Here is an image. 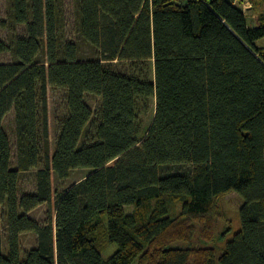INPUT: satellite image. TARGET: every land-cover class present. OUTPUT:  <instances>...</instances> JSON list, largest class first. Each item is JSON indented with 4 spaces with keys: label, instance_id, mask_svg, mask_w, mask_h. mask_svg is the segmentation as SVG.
I'll use <instances>...</instances> for the list:
<instances>
[{
    "label": "trees",
    "instance_id": "16d2710c",
    "mask_svg": "<svg viewBox=\"0 0 264 264\" xmlns=\"http://www.w3.org/2000/svg\"><path fill=\"white\" fill-rule=\"evenodd\" d=\"M10 1L26 35L0 39L14 55L0 64V264H264V13L250 27L233 0H75L68 40L63 0ZM50 88L66 94L54 149ZM84 169L44 223L30 216L51 205L53 174ZM34 170L37 192L21 196ZM231 193L242 229L220 251L170 248L211 228Z\"/></svg>",
    "mask_w": 264,
    "mask_h": 264
},
{
    "label": "rangeland",
    "instance_id": "374dc122",
    "mask_svg": "<svg viewBox=\"0 0 264 264\" xmlns=\"http://www.w3.org/2000/svg\"><path fill=\"white\" fill-rule=\"evenodd\" d=\"M238 6L245 11L250 27L255 26V19L258 14L264 13V0H239ZM63 22L65 33L68 40H76V17H75V0H63ZM26 28L23 25L16 26L11 20V1L0 0V39L11 44L16 36H25ZM81 45V58L94 57V50L86 45ZM264 47V39L258 43ZM14 60L12 51L0 54V64H9ZM117 65H111L112 69H119ZM63 91L49 89V116H50V138L52 149L55 147V140L58 134L57 120L65 115V98ZM89 104L93 110H98L101 101L95 97H89ZM149 122V119L146 120ZM5 130L9 136L12 147V167L17 166V137L15 112H11L4 121ZM91 170H75L67 180L61 181L53 174L52 184L54 198L51 205H43L31 213V217L40 223H44L48 218L49 211H54L61 195L68 189L79 183L88 176ZM20 195L35 194L37 192V171L22 173L19 185ZM243 205L242 198L237 193H231L218 201V215L213 219L211 228H207L200 223L194 224V236L191 242L177 241L170 245V248L185 249L192 247H212L220 251L225 246L226 241H230L236 233L242 229L240 209ZM130 211V209H128ZM2 230L4 231V251L7 250V222H3ZM37 237L34 234H26L21 237L22 248L27 251L37 245ZM118 247L110 246L103 254L105 259L111 257Z\"/></svg>",
    "mask_w": 264,
    "mask_h": 264
},
{
    "label": "built area",
    "instance_id": "2783aa9c",
    "mask_svg": "<svg viewBox=\"0 0 264 264\" xmlns=\"http://www.w3.org/2000/svg\"><path fill=\"white\" fill-rule=\"evenodd\" d=\"M233 3H234L235 5H238V4L241 3V2H239V0H233Z\"/></svg>",
    "mask_w": 264,
    "mask_h": 264
}]
</instances>
